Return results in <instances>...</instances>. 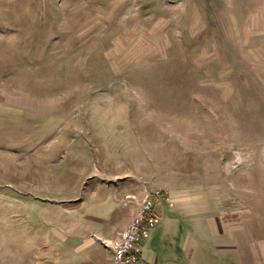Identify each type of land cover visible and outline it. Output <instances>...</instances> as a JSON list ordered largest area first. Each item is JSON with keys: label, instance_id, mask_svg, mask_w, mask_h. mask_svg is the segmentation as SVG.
Listing matches in <instances>:
<instances>
[{"label": "rangeland", "instance_id": "1", "mask_svg": "<svg viewBox=\"0 0 264 264\" xmlns=\"http://www.w3.org/2000/svg\"><path fill=\"white\" fill-rule=\"evenodd\" d=\"M143 183L264 237V0H0V264H108Z\"/></svg>", "mask_w": 264, "mask_h": 264}, {"label": "crops", "instance_id": "2", "mask_svg": "<svg viewBox=\"0 0 264 264\" xmlns=\"http://www.w3.org/2000/svg\"><path fill=\"white\" fill-rule=\"evenodd\" d=\"M158 220L142 236L139 264H264V237L246 240L243 247L234 236L233 221L229 225L225 221L230 229H224V221L215 216L197 222L172 211ZM108 264H112V254Z\"/></svg>", "mask_w": 264, "mask_h": 264}, {"label": "built area", "instance_id": "3", "mask_svg": "<svg viewBox=\"0 0 264 264\" xmlns=\"http://www.w3.org/2000/svg\"><path fill=\"white\" fill-rule=\"evenodd\" d=\"M142 185L144 198L138 204L137 210L121 234L120 240L112 246V264H139L141 260L139 247L142 236L155 228L158 223V218L155 215L157 201L161 199L164 191L152 189L145 183Z\"/></svg>", "mask_w": 264, "mask_h": 264}]
</instances>
